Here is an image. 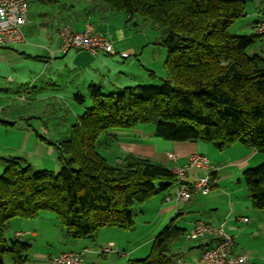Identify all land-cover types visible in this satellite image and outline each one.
Returning <instances> with one entry per match:
<instances>
[{
  "label": "trees",
  "instance_id": "16d2710c",
  "mask_svg": "<svg viewBox=\"0 0 264 264\" xmlns=\"http://www.w3.org/2000/svg\"><path fill=\"white\" fill-rule=\"evenodd\" d=\"M95 1L125 13L128 23L137 20L135 27L149 23L160 31L166 76L161 86L119 93L91 86L92 108L69 138L52 143L63 163L58 174L33 172L21 158H0L6 165L0 175V264L6 258L12 264L29 260L31 244L7 238L13 219L51 211L69 238L95 240L104 228L133 229L140 206L158 188H177L174 167L133 155L110 163L99 140L111 130L150 126L168 141L205 142L220 152L241 144L264 154V55L248 54L264 35L231 31L249 0ZM243 181L252 207L264 211V163L246 170ZM175 221L155 238L147 258L129 264H180L172 245L186 231Z\"/></svg>",
  "mask_w": 264,
  "mask_h": 264
},
{
  "label": "crops",
  "instance_id": "0c3cea01",
  "mask_svg": "<svg viewBox=\"0 0 264 264\" xmlns=\"http://www.w3.org/2000/svg\"><path fill=\"white\" fill-rule=\"evenodd\" d=\"M59 1L62 2V0H29V4L34 2L36 6L44 4L51 7L48 8V14L40 13V16L49 17L47 26H44L42 22H37L39 27L29 32L25 29L28 24L33 23L29 14V21L22 27L26 42L11 43L0 48V106L3 107V111L0 113V132L5 134L0 138L1 148L24 147L21 143L22 137H18L16 142L20 141L19 144L13 146L2 140L5 137L8 138L11 132L24 133L26 138H32L37 144L29 125L24 129L18 123V121L25 122L31 117L32 114L26 112L31 104L47 99L61 101L63 98L66 99L67 94V98L73 96L79 101L78 95L84 97V91H89L91 86L98 85L103 88L108 84L104 82L106 79L102 76V70L104 68L110 70V63L107 65L106 57L102 56L120 55L126 60L128 58H125L123 54L138 53L142 55L152 45L145 35L138 39L137 35L133 37L128 35L124 29L118 28L115 22L116 17L120 15L110 12L99 1L72 0L70 2L63 0L62 3H57ZM249 3H252L253 6L249 7ZM261 8V0H249L243 18L250 21L246 24L241 23L242 25H239L233 33L239 35L255 33V27L261 21ZM117 18L118 21L122 20V17ZM238 22L239 20L236 23ZM63 23H69L76 31H83L85 25L90 23L98 32L112 40L114 52L93 56L86 51L72 49L66 54L57 53L54 59L51 58L50 52H57L59 49L58 29ZM236 23L232 28L237 26ZM136 28L138 34L139 28ZM43 36L46 41L43 42L44 44L31 42V40L36 41V38L43 39ZM249 52L251 56L264 55V37L261 42L251 47ZM59 56L66 57L62 61H56ZM44 68L46 69L44 70ZM47 69L50 71L51 75L48 78L52 84L57 85L62 80L66 82L65 88H61L59 91L52 90L47 96H44L45 93L38 92L30 94L33 88L36 89L37 81L47 73ZM150 73L155 74L153 71ZM121 74L122 77L119 79L121 86L110 90L112 91L110 93H119L125 87H133L127 86L133 83L123 82L125 75ZM151 77L153 76L151 75ZM72 85H76L74 90H72ZM82 86L83 89H81ZM70 93L73 95L71 96ZM15 102L28 105L25 110L15 109L13 108ZM43 130L46 131L44 127ZM124 134L128 135L114 139L119 151L123 152L121 157L119 154L115 158V162L123 159L126 155H133L169 167H176L186 165L191 156L200 155L207 158L208 166L189 168L186 182L194 184L202 177L214 175L218 178V186L209 195L193 194L188 203H177L175 187L164 190L158 188L157 194L140 206L136 216L138 221L133 229L113 228L102 231L105 232L104 237L102 238L100 235L92 242L74 239L68 241L59 233L61 243H59V248L53 249L50 246V243L53 242L48 240L41 246V250L32 253V256L29 255L26 264H49L51 258L64 253L62 251L64 248L69 250L65 252L87 250L84 255L86 264H129L132 260H140L151 250L150 247H152L155 238L174 218H176V225L186 231V236L194 233L198 222L211 225L224 224L226 231L234 238V253L247 255L249 257L247 264H264V211L252 207L243 181V173L246 170L264 163V154L241 144H235L224 152L218 151L213 145L205 142L169 141L171 143L164 142V145L161 146L163 148H158L159 137L150 126H142ZM42 140L49 143L46 155L53 156L52 142L46 139ZM149 140H152L153 148L147 146L146 143ZM110 147L109 144L106 145L107 150ZM170 154L175 155L176 161L169 158ZM0 158L5 159V156H0ZM38 218V220L41 219L40 216ZM243 218H247L248 222L242 221ZM56 222V219H53L54 227H56ZM18 226L21 227L18 228ZM14 227L17 229L14 230L10 227L13 231V239L29 243L33 248L35 241L32 239L40 238L45 226L40 223L37 228H31L26 222L19 219L15 220ZM17 233H23L24 236L16 237ZM213 241L212 237L197 241H186L184 238L172 245V252L178 256L180 264H200L202 253L213 244ZM63 243L66 246L61 248ZM107 245H113L112 251L107 254L101 253L100 250Z\"/></svg>",
  "mask_w": 264,
  "mask_h": 264
},
{
  "label": "rangeland",
  "instance_id": "374dc122",
  "mask_svg": "<svg viewBox=\"0 0 264 264\" xmlns=\"http://www.w3.org/2000/svg\"><path fill=\"white\" fill-rule=\"evenodd\" d=\"M69 1L71 2L72 0H69ZM51 2L53 3V1ZM62 2L59 1L57 3H62ZM42 5L43 6L41 5L36 6L34 2H30L29 4V10H30L29 14L32 17L31 19H33V23L28 24L25 27V29L28 30L29 32L39 27L37 22H42L44 26H47L49 22L48 20L49 17L40 16V13L43 12L44 14H48V8H51V7H48L44 4ZM248 5L249 7L253 6L252 3H249ZM115 14L120 15L117 17H122V20L118 21L117 20L118 18L115 16L116 17L115 25L118 28L124 29L128 35H131L133 37L137 35L136 37H138V39H141L142 35H145V37H147L148 39V42H150L152 45L148 49H146V51L142 55H139L138 53L129 54L130 56L126 60L121 58L120 55L102 56L103 58L106 57L107 65L110 63V70L107 68H104L102 70V76H104V78L106 79L104 80V82L108 83L107 85H104L105 87H103V92L105 94H110V92H112L110 90L115 89L118 86H121L119 85V82H120L119 79L122 77L121 73L125 75L124 76L125 78H123V82H128L129 84L133 83L132 85H127V86H161L162 79L165 78L166 76L164 64H165V60L167 57V49L157 43L161 37L160 31L157 28L153 27L151 24L146 23V24H141V26L138 27L139 31L137 34V31L135 30L137 28L133 26L134 23L137 22V20L128 23L127 15L125 13H115ZM249 21L250 20H247L246 18L239 20V22L236 23L237 26H235L234 28H231V31L233 32L236 31L237 27H239V25H242L241 23L246 24ZM100 27L101 26L99 25V28ZM240 35H245V33L240 34ZM42 38L43 39L36 38V41L31 40V42L32 43L38 42V44H44L43 42H46L45 36H43ZM51 52H54V51H51ZM248 54L251 56L249 51H248ZM65 57L66 56H59L56 61H62L63 59H65ZM45 69L46 68H44V70ZM46 71L47 73L39 81H37L36 87H35L36 89L33 88L30 91V94L34 92H38V93H45L46 95L44 96H47L49 95L50 91L52 92V90L59 91L61 90V88H65L66 82L62 80L58 82L57 84L58 87L57 85H53L50 79L48 78V76L51 75L50 71L48 69ZM152 71L155 73L153 77H151L150 75L151 74L150 72ZM118 72L120 73L118 74ZM124 79L126 80L124 81ZM136 81L139 83H137ZM72 88H73L72 90H74L76 88V85H72ZM42 89H44L45 91ZM81 89H83V86ZM89 92L90 91L85 90L83 93L85 102H81V101L74 99L72 96L73 93L72 94L70 93V95L72 96L71 98H67L68 96L67 94L66 99L63 98L61 101H56L54 99H47L45 101H39L35 104H31L27 108V111H26L32 114L31 117L28 118V120L25 122L18 121V123L24 129L28 127L27 125H29V127L31 128L32 135L37 140V144H35L32 138L30 139L26 138V134L24 133L19 134L17 132H11L8 138L5 137L2 140L5 142L11 143L13 146V145H18L20 141L19 142H16V141L18 137H22L21 143L23 144L24 147L23 148L13 147L11 149H5V148L0 147V156H5V159L19 157L25 160V163H23V165L31 166L33 172H40V171L46 170V171H51L55 174H58L63 167V163L60 161L59 156L57 152L54 150V148H53L54 150L53 156L46 155V151H47L46 149L48 148L49 143L43 141L42 138L52 143L63 141L69 138L70 130L72 126L77 124L78 119L81 116H83L87 112L88 109L92 108V101L89 97ZM57 102H60V103H57ZM27 105L28 104L26 103L19 104L18 102H15L13 108L25 110ZM43 127L45 128L46 131L43 130ZM129 131L130 130L114 129V130L109 131L107 135L104 134L100 138L99 151L101 152L102 155H104L110 161V163H115V158L119 156V154L121 157L122 156L121 153H123L122 151H119L116 145L117 142H115L114 139L117 137L127 136L128 134H124V133H128ZM4 135H5L4 133L0 132V138ZM127 139L130 140V138H127ZM164 142H169V141H166L163 138L159 137L158 148L163 146ZM107 144L111 146L108 150L106 149ZM146 144L148 147L153 148L152 140L147 141ZM5 169H6V165L4 164V162L0 161V175L3 174ZM40 218H41L40 220H38L39 218L38 219H20L26 222L27 225L31 228H37L40 223L41 225L45 226L43 227L42 232H41L42 236L38 239H32L35 241V243H33L34 247L31 248L29 252L30 256H32V253L41 250V246L44 244V242H47L48 240L53 242V243H50V246H52L53 249L59 248L61 244L59 241V233L60 235H62V237H64L68 241H73L67 236L57 215L54 212H51V211L42 212L40 214ZM53 219L54 220L56 219L57 221L56 227H54L55 223H53ZM15 220L17 221L19 219L18 218L13 219L10 224V227L14 230L17 229V227H14ZM137 221H138V218L136 217L135 223ZM20 227L21 226H18V228ZM11 228H9V230L7 231L8 239H13V231ZM22 228H26V227H22ZM109 229H113V228L101 229L98 232L97 237H100L101 235V237L103 238L105 232H102V231H108ZM87 241L92 242V240H87ZM65 246L66 244L63 243L61 245V248ZM150 249L152 250V247H150ZM151 250H149V252L146 255H144L142 258H140V260L147 258L150 255ZM62 251L64 253H71V252H65V251H69L66 248H64ZM53 258H51L50 261ZM5 261H6V264H12L10 259L8 258H6Z\"/></svg>",
  "mask_w": 264,
  "mask_h": 264
},
{
  "label": "built area",
  "instance_id": "2783aa9c",
  "mask_svg": "<svg viewBox=\"0 0 264 264\" xmlns=\"http://www.w3.org/2000/svg\"><path fill=\"white\" fill-rule=\"evenodd\" d=\"M261 21L255 27V33L264 35V0H261ZM29 21V0H0V48L11 43L26 42L22 27ZM60 46L57 52H50L51 58L56 54H66L72 49L86 51L93 56L100 54H111L114 52L113 42L106 35L98 32L93 25L87 23L83 31H76L70 24L62 25L58 29ZM125 58L129 54H123ZM3 107L0 106V113ZM171 160L176 161L173 154L169 155ZM207 158L200 155H193L184 166L173 168L177 176V188L175 199L177 203H188L193 194L209 195L218 186L217 176L210 175L200 178L194 184L186 182L187 170L192 167H207ZM219 171V169H217ZM248 222L247 218L241 219ZM24 236L17 233L16 237ZM212 237L213 244L210 245L201 255L200 264H247V255L234 253V238L226 231L223 225H211L198 222L195 231L185 237L186 241H197ZM113 245L103 247L100 252L103 254L112 251ZM87 250L71 253H60L55 256L49 264H86L84 255ZM183 262V259L181 260Z\"/></svg>",
  "mask_w": 264,
  "mask_h": 264
}]
</instances>
